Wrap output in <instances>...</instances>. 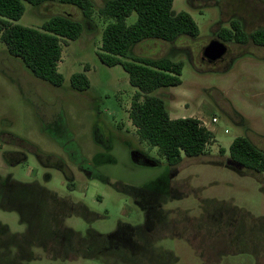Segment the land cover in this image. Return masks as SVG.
<instances>
[{"label":"rangeland","instance_id":"1","mask_svg":"<svg viewBox=\"0 0 264 264\" xmlns=\"http://www.w3.org/2000/svg\"><path fill=\"white\" fill-rule=\"evenodd\" d=\"M91 1L89 19L53 0L24 3L16 21H82L81 35L61 43V86L0 42V264H264V171L238 173L228 150L245 136L264 152V47L217 36L232 19L245 32L264 28V0H173L172 13H189L199 35L132 47L182 61L181 83L150 94L171 118L195 117L213 134L203 154L175 165L131 124L136 88L120 65L98 59L110 18L98 14L104 0ZM135 20L133 12L125 22ZM211 40L227 46L215 63L202 58ZM75 72L89 79L86 91L70 87Z\"/></svg>","mask_w":264,"mask_h":264},{"label":"trees","instance_id":"2","mask_svg":"<svg viewBox=\"0 0 264 264\" xmlns=\"http://www.w3.org/2000/svg\"><path fill=\"white\" fill-rule=\"evenodd\" d=\"M53 0H0V42L10 56L22 60L38 79L53 86H61L64 77L58 70L63 41L75 40L82 32V21L69 13L49 17L39 28L17 24L25 11L24 3L41 6ZM81 11L85 19L93 13L91 0H57ZM173 0H104L97 8L98 14L110 18L101 36L96 52L98 59L107 66L120 65L128 74L129 84L136 88L128 117L136 128L140 140L155 147L170 165L179 163L183 156L196 157L205 152L213 140V134L195 117L170 118L160 97L151 95L155 89L177 86L181 83L182 61L170 57L132 55V47L145 39H158L173 43L181 37L196 38L199 29L191 15L185 11L172 13ZM136 13V20L126 24L125 19ZM217 36L224 42L264 47V28L245 32L237 19L230 27H222ZM84 70H87L86 65ZM70 87L86 91L90 87L84 72L70 76ZM229 158L245 169L264 171V152L247 137L237 136L229 145ZM223 153V150L220 149ZM21 185L17 184L19 188ZM36 199V198H34ZM40 203V202H39ZM38 206H43L40 204ZM40 208V207H39ZM51 214L45 210L46 224ZM42 226V225H41Z\"/></svg>","mask_w":264,"mask_h":264},{"label":"water","instance_id":"3","mask_svg":"<svg viewBox=\"0 0 264 264\" xmlns=\"http://www.w3.org/2000/svg\"><path fill=\"white\" fill-rule=\"evenodd\" d=\"M227 52V46L219 40H211L202 52V58L210 63L219 61Z\"/></svg>","mask_w":264,"mask_h":264},{"label":"crops","instance_id":"4","mask_svg":"<svg viewBox=\"0 0 264 264\" xmlns=\"http://www.w3.org/2000/svg\"><path fill=\"white\" fill-rule=\"evenodd\" d=\"M110 21H112V19H110ZM150 43V45H154V46H159L160 45V43H162V42H160V41H155V42H149ZM171 118V117H170Z\"/></svg>","mask_w":264,"mask_h":264},{"label":"built area","instance_id":"5","mask_svg":"<svg viewBox=\"0 0 264 264\" xmlns=\"http://www.w3.org/2000/svg\"><path fill=\"white\" fill-rule=\"evenodd\" d=\"M213 123L214 122H216L217 121V119L214 117V118H212V120H211Z\"/></svg>","mask_w":264,"mask_h":264}]
</instances>
